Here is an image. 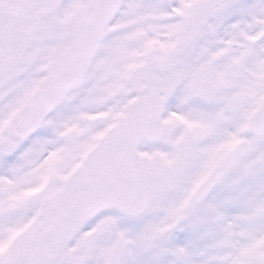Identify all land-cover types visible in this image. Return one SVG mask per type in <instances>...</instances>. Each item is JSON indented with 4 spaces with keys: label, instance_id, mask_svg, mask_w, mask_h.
Returning <instances> with one entry per match:
<instances>
[{
    "label": "snow or ice",
    "instance_id": "1",
    "mask_svg": "<svg viewBox=\"0 0 264 264\" xmlns=\"http://www.w3.org/2000/svg\"><path fill=\"white\" fill-rule=\"evenodd\" d=\"M0 264H264V0H0Z\"/></svg>",
    "mask_w": 264,
    "mask_h": 264
}]
</instances>
